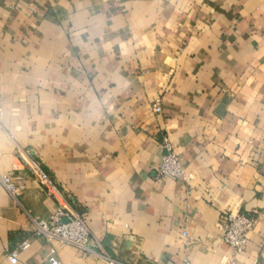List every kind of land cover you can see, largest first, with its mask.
Instances as JSON below:
<instances>
[{
    "label": "crops",
    "instance_id": "0c3cea01",
    "mask_svg": "<svg viewBox=\"0 0 264 264\" xmlns=\"http://www.w3.org/2000/svg\"><path fill=\"white\" fill-rule=\"evenodd\" d=\"M165 144L187 184L154 178ZM22 157L90 251L34 235L57 202ZM5 175L0 264H227L229 212L257 218L234 264H264V0H0Z\"/></svg>",
    "mask_w": 264,
    "mask_h": 264
},
{
    "label": "built area",
    "instance_id": "2783aa9c",
    "mask_svg": "<svg viewBox=\"0 0 264 264\" xmlns=\"http://www.w3.org/2000/svg\"><path fill=\"white\" fill-rule=\"evenodd\" d=\"M155 111H160L158 103L155 104ZM164 147L166 155L161 159L154 178L157 180L180 181L187 184L190 177L186 173V168L182 164L180 157L172 151L169 144H165ZM22 163L29 170L31 177L38 183L39 187L57 202L49 221L32 220L35 226L34 235L45 239L47 242L55 240L86 252L90 251L91 240L85 224V218L74 214L68 208L62 206V197L57 186L40 164L24 157H22ZM0 183L6 192L14 198L19 196L25 187V180L23 178L13 179L9 175L0 177ZM256 223L257 218L255 214L248 215L239 212H229L224 216L222 221V242L232 252V258L227 264H234L235 257L244 252L249 237L256 228ZM182 236L186 237V233H183ZM27 247V242H24L19 250L23 251ZM18 253V251H13L8 256L10 264L18 263ZM41 264H59V262L54 256V252H52L51 256ZM107 264L115 263L108 259Z\"/></svg>",
    "mask_w": 264,
    "mask_h": 264
}]
</instances>
